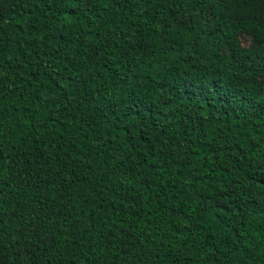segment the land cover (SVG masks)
<instances>
[{"label":"trees","instance_id":"1","mask_svg":"<svg viewBox=\"0 0 264 264\" xmlns=\"http://www.w3.org/2000/svg\"><path fill=\"white\" fill-rule=\"evenodd\" d=\"M0 264H264V0H0Z\"/></svg>","mask_w":264,"mask_h":264},{"label":"rangeland","instance_id":"2","mask_svg":"<svg viewBox=\"0 0 264 264\" xmlns=\"http://www.w3.org/2000/svg\"><path fill=\"white\" fill-rule=\"evenodd\" d=\"M241 44L245 49H250L254 46L251 36L247 34L241 36Z\"/></svg>","mask_w":264,"mask_h":264}]
</instances>
